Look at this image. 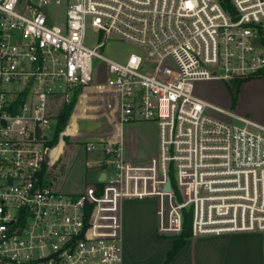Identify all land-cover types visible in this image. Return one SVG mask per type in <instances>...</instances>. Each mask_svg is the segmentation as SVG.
<instances>
[{"label": "built area", "instance_id": "2783aa9c", "mask_svg": "<svg viewBox=\"0 0 264 264\" xmlns=\"http://www.w3.org/2000/svg\"><path fill=\"white\" fill-rule=\"evenodd\" d=\"M111 38L138 52L104 55ZM260 76L264 0H0V264H122L126 198L155 199L161 238L264 232V124L194 93ZM135 122L158 138L138 167ZM70 139L97 168L78 193L52 173Z\"/></svg>", "mask_w": 264, "mask_h": 264}, {"label": "rangeland", "instance_id": "374dc122", "mask_svg": "<svg viewBox=\"0 0 264 264\" xmlns=\"http://www.w3.org/2000/svg\"><path fill=\"white\" fill-rule=\"evenodd\" d=\"M94 36L95 32L89 30L88 43L94 39ZM102 52L110 58L124 61L130 53L138 52V49L130 43L111 38L106 41ZM102 76V69L98 68L94 81H101ZM200 85L202 92L217 95V90L212 83L204 82ZM253 94L254 96H252ZM253 94L244 92L242 95L239 92L238 105L241 109L238 108L239 111L236 112L255 122L264 124V90L263 92L256 91ZM213 103L222 106L219 102ZM82 104L84 105L83 101ZM222 107L235 111L230 106ZM80 108L83 109L84 107L79 105ZM132 124L136 126L133 134L130 130L125 131L127 151L130 152L131 147L134 146V157L137 159V163L149 164L150 158L157 152V128L154 124L146 122ZM83 125L89 127L90 123L85 122ZM71 134H74L73 131ZM132 140L134 145H132ZM62 150L64 153L52 170L56 176L58 187L64 192H81L88 183L96 180L97 168H88L86 165L87 160L95 158V156L85 153L83 149L74 144L72 139L69 140L65 148L62 144L57 154H60ZM120 209L124 237L123 258L127 259L128 264H153L157 261L156 259L162 249L168 245L166 240L171 239V244H173L175 239L160 238L158 241L155 240L157 237L155 199L126 198L122 201ZM208 238L210 239L207 243L212 253L209 264H264V232L226 233L210 235Z\"/></svg>", "mask_w": 264, "mask_h": 264}, {"label": "crops", "instance_id": "0c3cea01", "mask_svg": "<svg viewBox=\"0 0 264 264\" xmlns=\"http://www.w3.org/2000/svg\"><path fill=\"white\" fill-rule=\"evenodd\" d=\"M221 81L222 80H217V79L198 80L196 82V84L194 85V93L197 96L204 98L211 103L219 102L222 106L229 107L230 106V96H229L228 90L225 86V83L223 81L222 82ZM204 82L212 83L214 85L215 89L217 90V95H212V94L202 92V90L200 89V87H201L200 84L204 83ZM263 90H264V76H260L258 78L243 81L241 86H240L239 92H240V94L242 93V95L244 94V92L250 93V95H252L256 91L263 92ZM220 94H222V95H220ZM223 96H224V98H223ZM252 96H254V94ZM238 102H239V100L237 101V104H236L235 108L233 109L235 111H233V112L237 115L243 116L242 114L236 112L238 110V108L241 109L238 105ZM213 104H215V103H213ZM79 105L82 107L81 104H79ZM79 105H78V109H79ZM215 105H217V104H215ZM217 106H219V105H217ZM222 106H220V107H222ZM222 108H224V107H222ZM224 109H226V108H224ZM135 127H136L135 125L129 124L126 127V132H127V130H130L132 133L134 131ZM132 145H134V141L132 142ZM134 153H135V148L133 146V147H131V151H130L131 156L127 160V163L129 166L138 167L140 165L141 166L148 165V164L137 163V161H136L137 159H135ZM132 191L138 192V191H140V189L135 188ZM155 230H156V227H155ZM156 235H157V233H156ZM122 237H123V234H122ZM160 238L161 237H159L157 235L155 240L158 241V240H160ZM166 239H169V238H166ZM208 239H210V238H208V236L207 237H202V236L201 237H190V236H188L186 238L185 242L183 243V245L180 247V249L173 256V258L171 259L169 264H209V258L211 257L212 253H211L210 247L207 243ZM166 241L168 242V245H166V247H164V249H162V252L160 253V255H158V258L156 259L157 261L153 262V264H162L164 259H165V256H166V252L169 249H171V247H172L171 239L166 240ZM123 243H124V237H123ZM122 264H128V261L126 258H123ZM214 264H216V263H214Z\"/></svg>", "mask_w": 264, "mask_h": 264}, {"label": "trees", "instance_id": "16d2710c", "mask_svg": "<svg viewBox=\"0 0 264 264\" xmlns=\"http://www.w3.org/2000/svg\"><path fill=\"white\" fill-rule=\"evenodd\" d=\"M243 81L241 80H231V81H226L225 86L228 90L229 96H230V107L235 108L237 101H238V95L240 91V86ZM69 116V108H64L61 110L58 114V128L61 129L62 127L65 126V123L67 121V118ZM76 122L74 120V117L71 121L70 128L68 129L69 132H66L67 134H71ZM63 142H61L57 148H56V153L61 149ZM189 236V228H188V222L186 223V228L184 232L176 237L174 239V242L172 244L171 249H169L166 252L165 259L162 264H169L173 256L176 254V252L180 249V247L183 245L185 242L186 238Z\"/></svg>", "mask_w": 264, "mask_h": 264}, {"label": "water", "instance_id": "95a60500", "mask_svg": "<svg viewBox=\"0 0 264 264\" xmlns=\"http://www.w3.org/2000/svg\"><path fill=\"white\" fill-rule=\"evenodd\" d=\"M104 177H105V173L103 172V173L101 174V178L104 179ZM164 189H165V190H170V182H169V179H167V182H166V184H165V186H164Z\"/></svg>", "mask_w": 264, "mask_h": 264}, {"label": "bare ground", "instance_id": "6f19581e", "mask_svg": "<svg viewBox=\"0 0 264 264\" xmlns=\"http://www.w3.org/2000/svg\"><path fill=\"white\" fill-rule=\"evenodd\" d=\"M76 124H75V126H74V129H73V133H75L76 132Z\"/></svg>", "mask_w": 264, "mask_h": 264}]
</instances>
